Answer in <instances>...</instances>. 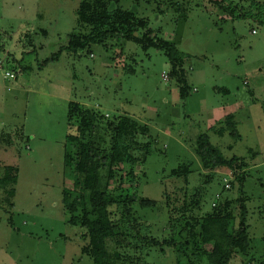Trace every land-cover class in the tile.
Returning a JSON list of instances; mask_svg holds the SVG:
<instances>
[{
    "label": "rangeland",
    "instance_id": "1",
    "mask_svg": "<svg viewBox=\"0 0 264 264\" xmlns=\"http://www.w3.org/2000/svg\"><path fill=\"white\" fill-rule=\"evenodd\" d=\"M85 1L0 0V177L11 169L10 180L17 178L16 184L0 189V264H93L85 230L70 223L78 213H70L64 202V191L73 189L65 165L67 150L75 153L67 140L77 130L69 124L71 102L103 117L96 141L106 151L112 142L108 125L119 117L148 128L143 137L149 147L146 163L125 188L157 205L134 206L135 217L151 226L152 236L161 241L168 236L170 215L185 229L193 221L189 217L206 216L223 196L233 202L238 224L240 206L248 209V232L254 239L250 254L237 253L230 264H264V25L256 18L264 11V0H120L122 9L149 23L150 29L137 37L157 35L185 55L190 94L184 99L165 53L144 50L133 41L111 42L108 48L93 45L78 54L64 51L49 61L68 46L78 28L76 12ZM172 1L182 2L188 13L173 12ZM221 2L233 12H224ZM7 71L18 79L6 80ZM231 113L239 138L209 133ZM204 133L227 158L248 161L243 188L232 187L235 176L226 168L203 184L208 173L195 149ZM185 164L191 168L187 182L173 175ZM116 171L119 185L122 172ZM11 188L16 193L8 202L5 191ZM200 189L205 196L197 204ZM186 238L187 233L181 241ZM107 246L112 253L134 252L122 237L109 239ZM213 249L206 246L209 256L204 257L194 255V249L189 257L172 248L166 253L151 249L145 264H185L189 258L197 264H224Z\"/></svg>",
    "mask_w": 264,
    "mask_h": 264
},
{
    "label": "trees",
    "instance_id": "2",
    "mask_svg": "<svg viewBox=\"0 0 264 264\" xmlns=\"http://www.w3.org/2000/svg\"><path fill=\"white\" fill-rule=\"evenodd\" d=\"M219 5L224 12L231 11L230 6H224L222 2ZM168 6L173 12L184 11V15L188 13L183 8L182 2L172 1ZM76 14L78 28L69 36L68 46L60 49L49 61L58 60L64 51L78 54L93 45L108 48L111 42L133 41L140 44L144 50L153 47L163 51L171 66L170 76L177 79L180 85L181 98L184 99L190 94L187 75L184 71L185 55L180 52L175 43L159 38L157 35L152 38L146 33L137 37L140 31L150 29L149 23L135 12L122 9L120 0L85 1L79 6ZM256 18L264 25V11L258 12ZM1 42L2 34L0 33V50L4 48ZM0 64L3 66L2 63ZM13 75L14 80H17V74L13 73ZM68 117L70 126L76 125L77 130L75 134H69L67 139L70 149L75 153L73 156L67 150L65 156L66 169L72 173L73 189L64 191V202L67 206L70 205L68 208L70 213H78V216H72L70 223L85 230L83 238L89 240L87 250L93 259V264H145L146 253L151 249H159L162 253H166L172 248L179 253H184L187 257L191 253H188L189 250L194 249L196 251L194 255L204 257L209 256L206 250L208 245L214 246L212 255L223 258L224 264H230L235 254L248 256L254 249L252 246L254 239L248 232V209L244 204L240 206L241 215L238 224L233 202L223 196L220 200L218 199L212 212L206 216L189 217L193 221L187 223L185 229H182L177 224L178 220L176 221L170 215L168 236L163 241L152 236L151 226L135 217L134 206L152 209L157 205L151 200L139 198L125 188L127 184L133 185L136 179V168L146 163L149 147L148 143L143 141V137L148 132V128L141 127L130 117H119L108 125L107 129L112 130V142L109 150L106 151L97 146L96 133L103 119L97 111L71 102ZM234 120L232 114L228 115L224 121L226 125H220L224 123L220 121L218 125L209 129V133L219 137L229 133L239 138ZM209 133L198 137L195 149L202 168L208 173V176L203 177V184L207 185L213 181L216 170L226 168L235 176V183L231 182L232 187L236 184L243 188L247 177L242 170L249 168L248 161L237 156L227 158L218 147L211 143ZM252 156L255 157L256 154L253 153ZM118 168L122 172L119 185L117 184L119 173L116 171ZM190 169V165H181L173 175L184 178L187 182L191 173ZM11 171V169L6 170L4 176L0 177V189H7L11 183L16 184L17 178L10 180ZM111 186L116 187V190L111 191ZM199 191L201 200L198 199L197 204L203 203L205 196L204 189ZM5 192L10 202L15 196V188ZM167 205L169 206L168 202ZM185 233L187 238L181 241ZM120 237L128 241L134 252L138 254L137 257L134 252L125 254L119 251L112 253L108 250L107 241L120 239ZM179 263L183 264L181 260ZM185 264L197 263L189 258Z\"/></svg>",
    "mask_w": 264,
    "mask_h": 264
},
{
    "label": "built area",
    "instance_id": "3",
    "mask_svg": "<svg viewBox=\"0 0 264 264\" xmlns=\"http://www.w3.org/2000/svg\"><path fill=\"white\" fill-rule=\"evenodd\" d=\"M3 70H4V67L0 64V72H3ZM4 78H5L6 80H12V79H14V75H13L12 72L7 71V72L4 73ZM163 78H164L166 81L169 79V77H168L166 74L163 75ZM228 187H229V185H228ZM218 198H219V197H218Z\"/></svg>",
    "mask_w": 264,
    "mask_h": 264
},
{
    "label": "crops",
    "instance_id": "4",
    "mask_svg": "<svg viewBox=\"0 0 264 264\" xmlns=\"http://www.w3.org/2000/svg\"><path fill=\"white\" fill-rule=\"evenodd\" d=\"M232 114V113H231Z\"/></svg>",
    "mask_w": 264,
    "mask_h": 264
}]
</instances>
